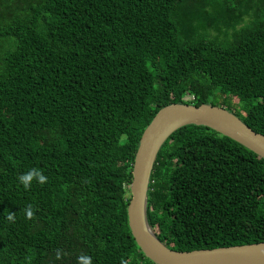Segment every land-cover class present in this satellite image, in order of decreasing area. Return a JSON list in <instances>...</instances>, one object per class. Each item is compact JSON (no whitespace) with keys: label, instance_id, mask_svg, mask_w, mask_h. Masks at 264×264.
<instances>
[{"label":"trees","instance_id":"1","mask_svg":"<svg viewBox=\"0 0 264 264\" xmlns=\"http://www.w3.org/2000/svg\"><path fill=\"white\" fill-rule=\"evenodd\" d=\"M173 102L264 134V0H0V264H156L131 233L129 185L143 130ZM32 168L48 180L26 190ZM147 219L179 251L264 241V158L177 129Z\"/></svg>","mask_w":264,"mask_h":264},{"label":"water","instance_id":"2","mask_svg":"<svg viewBox=\"0 0 264 264\" xmlns=\"http://www.w3.org/2000/svg\"><path fill=\"white\" fill-rule=\"evenodd\" d=\"M189 124L210 127L264 158V134L224 106L173 102L160 108L140 137L129 185L128 223L137 245L156 264H264V241L179 251L160 241L150 226L148 190L157 155L173 132Z\"/></svg>","mask_w":264,"mask_h":264},{"label":"clouds","instance_id":"3","mask_svg":"<svg viewBox=\"0 0 264 264\" xmlns=\"http://www.w3.org/2000/svg\"><path fill=\"white\" fill-rule=\"evenodd\" d=\"M21 184H23L24 188L27 190L31 187L32 182L35 180L37 183L43 185L47 182L48 178L43 174L42 170L37 168H32L30 171L26 172L23 175L18 177ZM26 218L31 220L34 218L33 206L28 205L25 209ZM8 221L15 222V213H9L6 217ZM66 255L62 249H56L55 257L57 260L62 259L63 256ZM77 264H92L91 257L87 255H80L77 258ZM121 264H127L126 261L122 260Z\"/></svg>","mask_w":264,"mask_h":264}]
</instances>
